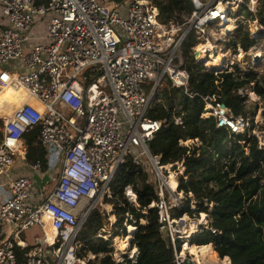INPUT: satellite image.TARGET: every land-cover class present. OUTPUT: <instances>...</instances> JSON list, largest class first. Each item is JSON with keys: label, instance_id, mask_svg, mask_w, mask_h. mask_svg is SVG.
Here are the masks:
<instances>
[{"label": "built area", "instance_id": "obj_1", "mask_svg": "<svg viewBox=\"0 0 264 264\" xmlns=\"http://www.w3.org/2000/svg\"><path fill=\"white\" fill-rule=\"evenodd\" d=\"M259 1L190 0L193 11L183 23H163L154 0H0V86L26 94L12 115L0 107V180L9 187L0 186V264H85L78 251L84 247L79 239L89 213L109 197L129 159L155 186L158 199L152 207L161 232H169L175 263L198 264L186 250L191 238L185 239L179 228L186 215L174 216L188 199L180 190L181 177L189 179L184 162L164 165L149 145L168 121L184 127L180 97L164 104L166 88L191 100L201 97L200 118L214 119L217 129L233 136L250 128V119L235 116L219 92L202 97L191 83L199 69L235 79L255 72L264 80L259 68L264 47L255 46L264 25L257 33H245L248 46L235 38L244 25L241 12L256 15ZM231 23L237 28L228 32ZM205 45L212 48L203 60L200 47ZM220 55L221 67L210 66ZM215 84L220 91L222 81ZM254 87L237 91L248 97V107L262 101ZM162 106L170 119L151 118L152 110ZM259 111L263 116L264 109ZM34 129L40 130L47 167L28 160L24 136ZM190 139L180 145L191 151L201 146L198 138L197 145H185ZM258 140L263 150L264 137ZM18 161L30 163L39 176V198L33 196L34 177L13 172ZM127 190L128 199L137 202L133 189ZM46 219L56 232L53 243ZM35 227L43 237L29 246L22 235Z\"/></svg>", "mask_w": 264, "mask_h": 264}, {"label": "trees", "instance_id": "obj_2", "mask_svg": "<svg viewBox=\"0 0 264 264\" xmlns=\"http://www.w3.org/2000/svg\"><path fill=\"white\" fill-rule=\"evenodd\" d=\"M154 2L163 23H183L193 11L190 0ZM261 23L264 25L263 17ZM242 36L241 42L245 46L250 45L246 34ZM194 75L192 90L202 97L219 92L222 102L232 109L235 116L247 117L249 113L248 97L239 96V89H248L254 83L253 90L264 101V80L261 81L255 72L237 79L231 74L219 77L214 73L204 74L200 69ZM219 79L222 81L220 91L215 84ZM174 97H180L186 112L184 127L168 121V125L149 146L154 155L162 157L164 165L184 162L185 176L189 179L185 181L181 177L180 190L185 192L188 199L185 207L174 213L175 218L196 215L194 218L199 219L197 214L208 215L207 225L201 226L191 237L190 247H206L221 259L228 257L231 264H264V149H260L258 137L251 134L256 127L255 121H250L251 126L245 133L232 136L225 129H217L214 119L200 118L204 108L201 97L191 100L179 96L177 90L166 88L164 104L170 105ZM255 114L252 115L253 120ZM150 117L156 120L170 119L163 106L155 107ZM260 128L264 130V124ZM39 134L40 130L34 129L24 136L29 150L28 160L30 163L40 161L47 167L46 154L38 143ZM189 138L195 143V138H198L201 146L194 151L182 147L180 140ZM129 187L137 196L136 204L127 197ZM110 192L113 195L106 201L114 208L116 217L110 237L127 236L124 224L132 216L136 230L132 234L131 248H136L138 254L135 259L125 256L124 261L117 262L111 254L110 240L100 238L93 241L98 231L108 224V219L105 220L100 210L95 209L86 223L84 230L87 231L81 233L85 246L82 257L87 258L89 253L96 256L95 261L89 260L87 264H176L173 246L165 242L158 211L152 207L158 196L149 175L129 159L120 168ZM189 194L193 197L189 198ZM192 202L196 205V211L191 208ZM178 247H181L180 241ZM17 253L20 261H24L20 249Z\"/></svg>", "mask_w": 264, "mask_h": 264}, {"label": "rangeland", "instance_id": "obj_3", "mask_svg": "<svg viewBox=\"0 0 264 264\" xmlns=\"http://www.w3.org/2000/svg\"><path fill=\"white\" fill-rule=\"evenodd\" d=\"M257 9H258V13L256 15H249L248 16L244 11L241 12L242 18L244 19L243 20L244 21V25H243V27L242 26L239 27L238 28L239 30L238 29L235 30V34H236L235 35V38L237 39L238 42H241V40L243 38L242 35L245 34V33H247L248 31H256V33H257L260 30L261 18L262 17L264 18V0H260L259 1L258 6H257ZM256 20H258V21H256ZM234 26H235V24L234 23H231V24H229L228 27H234ZM257 28H259V30H257ZM259 33H261V36L258 38V40H256L255 46H257L258 48H262V47H264V32H259ZM205 46H206V48H210V47H207V45H205ZM201 57L202 58H200V59H203V60L206 58L205 52L202 53V56ZM204 63H206V62H204ZM259 68H260L261 74L264 75V59L260 63ZM3 94H5V89L3 90V93L0 95V97H2ZM22 97H23V94L22 93L21 94L19 93L17 97H14L13 99H11L10 108H9V110L6 111L8 113V115H12L22 105V103H23ZM254 99H255V97H254ZM12 104H13V106H12ZM0 107H6V106L5 105L4 106L3 105H0ZM258 109H264V101L263 100L261 102L259 100H257V102H252V103L249 104V107H248L249 113H248L247 117L250 119V121H255V125H256V127L251 131V134L253 135L254 134L253 131H255L256 132V135L261 138V137H264V130H261V128H260L261 125L264 124V117L262 116V113H261L263 110H261V112L260 111L257 112ZM253 113H256L254 120L252 118ZM250 126H251V122H250ZM188 145L189 146H192V144H188ZM34 183H35V188L33 190V196H35V198H39L41 192L43 191V186L37 180H34ZM0 186H1V189H4V190H8V188H9L8 187V184L6 183V181H1L0 180ZM127 191H126V193H127ZM112 195L113 194L111 193V194H109V197L108 196H105L104 199H103V201H100L99 200V202H98V206L96 207V209L100 210V212H101L102 216L104 217V219L106 217L105 220L108 219V224L105 225V227L103 229H101L100 231H98L97 235L95 237H93V241H98V239H100V238H103L105 240H110L111 241V245H110L111 254L113 255L112 257L117 262L124 261L125 260V256H124L125 254L128 255V257H127L128 259H131L132 260L134 258L135 251L134 252L131 251V248H129V250H127L125 252L124 251H121L119 249V241L122 238L126 237V235H122L120 237L113 238V239L110 237L111 236V233L113 232L112 231L113 230V225L116 223V217L113 214L114 208L109 203H107L106 200L109 199V198H111ZM94 202L95 201H92L90 203V205L87 206L86 210L89 208V206H92L94 204ZM134 203L136 204V202H134ZM191 208L194 211L197 210L196 205L194 204V202L191 203ZM92 212L93 211H91L89 213L88 218L91 216ZM202 215H203V213L202 214H197V216L200 219H201ZM195 216L196 215H193V216L186 215V218L184 220L183 225H180V227H179L180 229H182L181 231H183V229H185V228H188L192 222L195 223V221L198 220V218H194ZM207 216L208 215L206 214V217ZM131 222H132V225L130 224ZM142 223H144V221ZM207 223L208 222H206L205 225H207ZM134 225H135V220H134V218L132 216L129 217L125 221L124 226H125V229H126L127 236L131 235L130 234L131 233L130 232V228L131 227L133 229H136ZM85 227H86V224H85L83 230L86 229ZM83 230H82V232H83ZM88 230H89V228H88ZM84 231H87V230H84ZM121 234H122V232H121ZM181 234H183V233H181ZM27 235H28V239H27L28 243H34L36 237L37 238H42L43 237V232H42V230L39 227H35V228L31 229L30 231H28ZM183 235H181V237ZM79 240H80L79 241L80 243H83V240L81 239V235H80V239ZM84 247L79 249L78 256L81 257L85 261L86 264L88 263L89 260H94L95 261L96 260V256L92 255L91 253L88 254L87 258L82 257V256L85 255V252L83 250ZM213 247H214V245H213ZM133 248L134 247H132V249ZM218 258H219V256H218ZM222 262L220 261V259L218 260V263L219 264H227L225 262V260L222 261ZM51 264H55V263L54 262H51ZM205 264H210V262L207 260V262Z\"/></svg>", "mask_w": 264, "mask_h": 264}, {"label": "bare ground", "instance_id": "obj_4", "mask_svg": "<svg viewBox=\"0 0 264 264\" xmlns=\"http://www.w3.org/2000/svg\"><path fill=\"white\" fill-rule=\"evenodd\" d=\"M234 27H228L226 31H228V32L234 31L237 28V27H235V28ZM207 47L212 48L211 45H207ZM206 49H207L206 46L200 47L201 55H199V58H202L201 57L202 53L205 52ZM258 52H260V51H258ZM223 58H224V56L220 55V56L216 57V61L215 62L209 63V65L214 67V68H216V69H219L220 68V64L223 61ZM2 93H3V89L0 86V94H2ZM19 93L23 94V103H24L25 99H26V94L23 91H15L14 89L8 88V89H5V94H3L2 97H0V105H5V104H8V103H11L10 99L12 97H17ZM187 144H192L193 146H195V145H197V142L195 143L194 141L189 140L185 145H187ZM172 185L173 186L176 185V182L174 180H172ZM206 222H207V217H206V214L203 213L201 219L199 218L197 221H195V223L192 222L188 228L183 229V234H184L185 239L191 238L199 230V228L202 225L206 224ZM46 223H47L46 224V231L49 232V234H47L48 235V240H49L50 243H53L54 240H55L56 232L53 230V228L51 227V225H50V223H49V221L47 219H46ZM130 232H131V234H133V232H134V229L132 227L130 228ZM131 240H132V236L131 235L122 238L119 241V249L121 251H124V252L129 250V248H131L130 247L131 246V244H130ZM186 250H188L191 253V255L195 258V261L198 264H205L207 262V260L210 262V264L211 263L212 264H219L218 263L219 258L217 257V255H215L214 253H210L207 250L206 247H202L200 249H194V248H191L190 245L187 244L186 245ZM137 254L138 253L136 251L134 253V258L133 259H135ZM224 260H225V262L227 264H229L230 259L228 257H226Z\"/></svg>", "mask_w": 264, "mask_h": 264}, {"label": "crops", "instance_id": "obj_5", "mask_svg": "<svg viewBox=\"0 0 264 264\" xmlns=\"http://www.w3.org/2000/svg\"><path fill=\"white\" fill-rule=\"evenodd\" d=\"M1 95V94H0ZM14 97H12L11 99H13ZM11 99H10V102H11ZM22 100H23V97H22ZM10 104L11 103H9V104H5V106H6V108H4V109H6V111L7 110H9V108H10ZM4 106V105H3ZM12 106H13V104H12ZM30 164V163H29ZM29 164H25V163H23V162H21V161H18L17 163H16V165H15V168H14V170H13V172L16 174V175H24V174H29V175H31L32 177H34V179L35 180H37V181H39L40 182V179H39V176L37 175V174H35L34 172H32L31 171V169H30V165ZM32 164V163H31ZM205 225V224H204ZM203 226V225H202ZM33 229V228H32ZM31 230V229H30ZM29 230V231H30ZM27 233H28V231L26 232V233H24V235H22V241L23 242H26L29 246H31V245H33L34 243H28V241H27V239H28V235H27ZM47 234H49V232L47 231ZM2 239H3V237H2ZM36 239H39V238H35V241H36ZM26 251H28V250H26ZM131 251H137V253H138V250L136 249V248H134V249H132L131 248ZM22 253L24 254V252L22 251Z\"/></svg>", "mask_w": 264, "mask_h": 264}, {"label": "water", "instance_id": "obj_6", "mask_svg": "<svg viewBox=\"0 0 264 264\" xmlns=\"http://www.w3.org/2000/svg\"><path fill=\"white\" fill-rule=\"evenodd\" d=\"M130 196L133 197L134 195L130 193ZM135 230H136V229H134V231H135ZM162 233H163V238H164L165 242L169 245V244H170V237H169V232H168V230H167V229H163ZM130 234H131V233H130ZM131 236H132V234H131ZM131 243H132V240H131L130 244H131ZM124 256H127V257H128L127 254H125Z\"/></svg>", "mask_w": 264, "mask_h": 264}]
</instances>
